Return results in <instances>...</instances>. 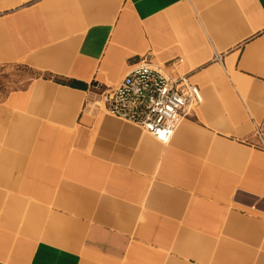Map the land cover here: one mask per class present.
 Instances as JSON below:
<instances>
[{
  "label": "crops",
  "instance_id": "0c3cea01",
  "mask_svg": "<svg viewBox=\"0 0 264 264\" xmlns=\"http://www.w3.org/2000/svg\"><path fill=\"white\" fill-rule=\"evenodd\" d=\"M149 56L203 102L168 144L93 107ZM0 264H264V0H0ZM264 137V136H262Z\"/></svg>",
  "mask_w": 264,
  "mask_h": 264
},
{
  "label": "built area",
  "instance_id": "2783aa9c",
  "mask_svg": "<svg viewBox=\"0 0 264 264\" xmlns=\"http://www.w3.org/2000/svg\"><path fill=\"white\" fill-rule=\"evenodd\" d=\"M181 62V57L166 63L141 57L118 83L104 86L94 83L97 98L92 106L133 123L159 143L168 144L181 121L203 102L197 85L189 82L186 75L168 70V66ZM254 136L264 143L259 125L255 126Z\"/></svg>",
  "mask_w": 264,
  "mask_h": 264
},
{
  "label": "rangeland",
  "instance_id": "374dc122",
  "mask_svg": "<svg viewBox=\"0 0 264 264\" xmlns=\"http://www.w3.org/2000/svg\"><path fill=\"white\" fill-rule=\"evenodd\" d=\"M36 74L22 65H0V98L10 90L24 86Z\"/></svg>",
  "mask_w": 264,
  "mask_h": 264
}]
</instances>
